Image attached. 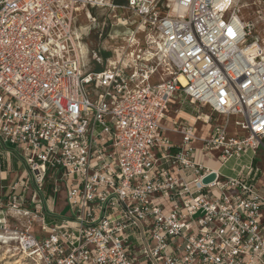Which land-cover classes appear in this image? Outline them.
Here are the masks:
<instances>
[{"label": "built area", "instance_id": "2783aa9c", "mask_svg": "<svg viewBox=\"0 0 264 264\" xmlns=\"http://www.w3.org/2000/svg\"><path fill=\"white\" fill-rule=\"evenodd\" d=\"M181 96L210 113L168 115ZM0 145L28 175L0 171V262L264 264V0H0Z\"/></svg>", "mask_w": 264, "mask_h": 264}, {"label": "rangeland", "instance_id": "374dc122", "mask_svg": "<svg viewBox=\"0 0 264 264\" xmlns=\"http://www.w3.org/2000/svg\"><path fill=\"white\" fill-rule=\"evenodd\" d=\"M114 1L116 3H123L124 2V0H114ZM90 14L92 17H96V24L91 23L89 21V19H87L86 11L83 10V11L79 12V14L77 15V17L75 19L73 31L76 34H78V36H79V40H76V43L78 45V48L80 49L82 56L85 58V62L87 64L86 67L89 69H96L97 70L103 66V61L106 60V58H108V56L111 55V52L108 51V49L115 47L116 43L115 42H109V45H108L105 43V40H104L105 38H103V36H102V38H100L99 33H100V30L102 27L103 18L99 14L98 10L92 9V10H90ZM117 14L120 15V11H118ZM86 26H88V27H86ZM110 33L112 35H117V36L127 35L129 33V28L121 26V25L112 26L110 28ZM141 46L142 47L146 46L143 39H141ZM178 98H176L175 103L171 105V110H170L171 116L178 115L180 118L183 117L187 120H190L187 116H185L182 113L185 112L187 114L194 116L195 118L199 115L204 116V115H208L210 113V110L207 106L206 107L194 106V105L188 103L187 100L184 99L183 96L180 97L179 101H178ZM183 99H184V101H183ZM196 126L198 128V133H199V127L201 126V120L197 119ZM205 130H206V128L204 129V132H205ZM173 138H176V137L173 136ZM5 149H8L10 151H14L13 146L0 145V151H2V153H4ZM2 163L4 164V166L6 168H9V165H5L4 162H2ZM10 164H11V172L9 173V176H10L9 181L10 180L12 181L13 179L16 180V178L19 175L22 176L23 178L28 177L27 172H26L27 167H26L25 163L23 162V160L18 158V156L13 155L10 158ZM253 165L259 166L260 168L264 169V150L262 149V147L256 151V155L254 157ZM230 171H231L230 166H229V168H228V166H226V169L223 170V172H228V173ZM232 174H233V172H232ZM13 176H15L16 178H14ZM3 183L1 182V184H3ZM49 187H50V183L47 180L46 187H45L46 193L49 192ZM2 190L3 189L0 188V192H2ZM20 191H21V189L18 190V192H20ZM60 197H61L60 199H62V195ZM0 264H15V263L8 260V258H5L0 262Z\"/></svg>", "mask_w": 264, "mask_h": 264}, {"label": "crops", "instance_id": "0c3cea01", "mask_svg": "<svg viewBox=\"0 0 264 264\" xmlns=\"http://www.w3.org/2000/svg\"><path fill=\"white\" fill-rule=\"evenodd\" d=\"M170 110H171V106L169 107V110L167 111V114L168 115H170ZM182 114H184L185 116H187L191 121H194L195 120V117L192 116V115H190V114H187L185 112H183ZM12 156H13L12 154L11 155H8V154H5V152L2 153V155L0 157V171H1V176H2V169L11 172L10 158ZM251 157H252V153L250 151H248L245 154H243L242 158H240L239 160L230 159L226 164H224L221 167H219L218 164H216V162H213V161H208L207 164L211 168H215V169H218L219 168V170L223 174L230 176V175L235 174L237 171H239L241 169V166L248 164L250 162ZM2 162H4L5 165H9V168H6ZM226 166H228V168L230 166L231 171L229 173L228 172H223V170L226 169ZM232 172H233V174H232ZM9 177L10 176H8V178ZM13 177L16 178L15 176H13ZM13 181H15V180L13 179ZM60 207H61V205L58 202V204H56V211L57 212H60L61 215H64L65 210H63ZM46 218H47L48 222H52L54 220V217L49 216V215H47Z\"/></svg>", "mask_w": 264, "mask_h": 264}, {"label": "water", "instance_id": "95a60500", "mask_svg": "<svg viewBox=\"0 0 264 264\" xmlns=\"http://www.w3.org/2000/svg\"><path fill=\"white\" fill-rule=\"evenodd\" d=\"M214 177H215V174L212 173V174H210L209 176H207L206 178H204L203 182H204V183H207V182L213 180Z\"/></svg>", "mask_w": 264, "mask_h": 264}, {"label": "bare ground", "instance_id": "6f19581e", "mask_svg": "<svg viewBox=\"0 0 264 264\" xmlns=\"http://www.w3.org/2000/svg\"><path fill=\"white\" fill-rule=\"evenodd\" d=\"M86 27H88V26H86ZM86 27H85V28H86ZM86 29H87V28H86ZM84 30H85V29H84ZM84 30H83V31H84ZM179 79H180L182 82H184L182 76H179ZM216 164H217V163H216ZM4 259H5V258H4Z\"/></svg>", "mask_w": 264, "mask_h": 264}]
</instances>
